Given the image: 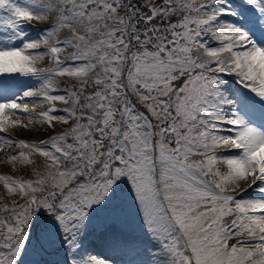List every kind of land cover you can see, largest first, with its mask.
Returning a JSON list of instances; mask_svg holds the SVG:
<instances>
[{"label": "snow or ice", "instance_id": "snow-or-ice-1", "mask_svg": "<svg viewBox=\"0 0 264 264\" xmlns=\"http://www.w3.org/2000/svg\"><path fill=\"white\" fill-rule=\"evenodd\" d=\"M16 129L0 264H264V0H0Z\"/></svg>", "mask_w": 264, "mask_h": 264}, {"label": "rangeland", "instance_id": "rangeland-1", "mask_svg": "<svg viewBox=\"0 0 264 264\" xmlns=\"http://www.w3.org/2000/svg\"><path fill=\"white\" fill-rule=\"evenodd\" d=\"M222 19H229V20H231V18H227V17H224ZM36 27L39 28V27H42V25L37 24ZM41 66L47 67L48 66L47 60H45L44 62H42V65ZM226 79L229 80V85L231 87H237L235 85L234 81L231 78H226ZM57 107L62 109L64 106L63 105H60V104H57ZM39 111H40V109H37V112H39ZM62 127H63L62 125H57L58 130L60 128H62ZM0 136H6V137L11 138V139H14V140H21L19 138V137H21V138H24L26 140L28 139V140L33 141V140H39V139H46L47 138V133L46 132H43V131H41L39 133H36V132H29V131H26V130H23V129H16V130H10L7 133H0ZM221 150H225V149H221ZM11 154H16V153L12 149H3V150H0V157H4L6 155H11ZM0 174H10V165L0 164ZM254 188H255V186H253V189H249L248 192L245 193L244 195L247 196V197H249V198H260V194L257 193V192H255L254 191ZM0 191H3L2 186H0ZM89 241L91 242V245H92L91 250L94 253L101 255L102 252L100 253V251H98L97 247L95 246L96 244L97 245L101 244L102 245L100 247V248H102L101 251L103 250L105 255L108 254L105 251V249L103 247V244H102V241L100 239L88 238V239H86V244Z\"/></svg>", "mask_w": 264, "mask_h": 264}, {"label": "bare ground", "instance_id": "bare-ground-1", "mask_svg": "<svg viewBox=\"0 0 264 264\" xmlns=\"http://www.w3.org/2000/svg\"><path fill=\"white\" fill-rule=\"evenodd\" d=\"M93 241V240H92ZM97 242V241H96ZM99 246L101 247L102 245L101 244H99Z\"/></svg>", "mask_w": 264, "mask_h": 264}]
</instances>
